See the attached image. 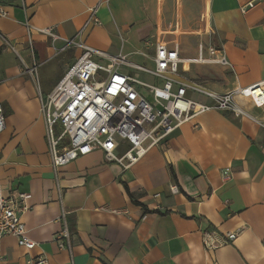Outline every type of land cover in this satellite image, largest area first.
Instances as JSON below:
<instances>
[{"label":"crops","instance_id":"obj_1","mask_svg":"<svg viewBox=\"0 0 264 264\" xmlns=\"http://www.w3.org/2000/svg\"><path fill=\"white\" fill-rule=\"evenodd\" d=\"M250 1L0 0L7 11L0 17V102L6 126L0 134V184L5 193L30 195L22 220L37 244L28 253L14 237L0 238V264H23L39 255L49 264H264V129L259 124L209 112L128 169L94 151L60 168L56 177L40 114L41 102L82 54L75 47L64 50L65 40L76 39L108 56L123 55L146 68L143 62L150 60V70L158 45L177 49L180 79L215 94L264 82V0L242 14ZM94 7L100 25L79 35ZM184 8L178 41L153 44L159 15ZM47 29L60 39L37 31ZM200 57H224L227 64L201 63ZM94 59L108 64L106 58ZM122 71L162 86L130 67ZM187 96L212 103L191 90ZM238 102L264 120V109ZM128 147L121 143L115 156L123 157ZM62 210L72 257L56 243L64 227ZM205 231L222 238L241 233L207 250Z\"/></svg>","mask_w":264,"mask_h":264},{"label":"built area","instance_id":"obj_2","mask_svg":"<svg viewBox=\"0 0 264 264\" xmlns=\"http://www.w3.org/2000/svg\"><path fill=\"white\" fill-rule=\"evenodd\" d=\"M259 2L260 0L248 2L241 7V13L250 12ZM96 10V7L89 9L90 15L79 35L92 24L100 25ZM0 17H7V11L1 3ZM26 26L28 30L33 29L29 23ZM37 31L53 40L60 39L53 30ZM65 42L64 50L75 47L81 49L82 54L65 72L46 101L41 102L40 110L56 177L60 168L94 151L103 152L106 161L116 162L128 169L177 129L213 111L228 112L237 118H249L264 129V120L252 117L238 102V99H242L256 108L264 109V82L215 94L180 79L178 67L182 60L177 49L170 50L164 45H158L155 68L150 70L130 64L123 55L108 56L76 39ZM216 53V49L211 47L210 54L215 56ZM96 56L106 58L108 64H99L94 59ZM212 61L227 64L224 57L210 61L202 57L198 59L201 63ZM123 67L151 75L159 79L162 86L149 84L135 75L126 74L122 71ZM189 90L212 103L189 98ZM5 129L4 106L0 102V134ZM121 143H127L129 147L124 156L118 158L114 152ZM171 190L174 194L178 193L176 187ZM29 199L30 195L26 193H5L0 184V238L14 237L18 246L28 253L37 247L22 220L23 214L30 209ZM60 219L64 227L56 237V243L72 257L70 231L64 210ZM240 233L241 231L230 233L222 238L214 232L205 231L202 233V243L207 250H217ZM23 264H49V261L44 255H39L28 258Z\"/></svg>","mask_w":264,"mask_h":264},{"label":"rangeland","instance_id":"obj_3","mask_svg":"<svg viewBox=\"0 0 264 264\" xmlns=\"http://www.w3.org/2000/svg\"><path fill=\"white\" fill-rule=\"evenodd\" d=\"M185 12V8L178 13L174 10L162 12L158 17L159 28L156 29L155 38L153 39V44L157 42H165V43H174L178 41V33L182 30V26L180 21L178 20V16L180 13L183 14ZM152 41V40H151ZM145 53H148V50H145ZM78 55V51L77 54ZM140 63V59L135 61ZM142 62V61H141ZM143 63L146 64L147 68H152L153 64L150 60H145ZM148 82H153L151 80L144 79Z\"/></svg>","mask_w":264,"mask_h":264},{"label":"trees","instance_id":"obj_4","mask_svg":"<svg viewBox=\"0 0 264 264\" xmlns=\"http://www.w3.org/2000/svg\"><path fill=\"white\" fill-rule=\"evenodd\" d=\"M172 175L174 176V172H173V171H172ZM126 190H127L128 195L130 196V198H131L135 203H137L136 200L134 199L133 195L128 191L127 188H126Z\"/></svg>","mask_w":264,"mask_h":264}]
</instances>
